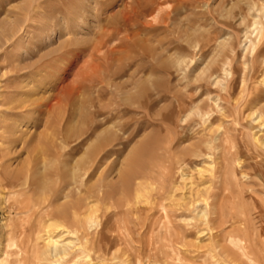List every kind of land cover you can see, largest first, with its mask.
<instances>
[{
	"label": "rangeland",
	"instance_id": "rangeland-1",
	"mask_svg": "<svg viewBox=\"0 0 264 264\" xmlns=\"http://www.w3.org/2000/svg\"><path fill=\"white\" fill-rule=\"evenodd\" d=\"M8 85L34 102L4 121L20 131L14 161L101 196L79 227L49 234L59 255L32 262L0 190V264L260 261L264 0H0V98Z\"/></svg>",
	"mask_w": 264,
	"mask_h": 264
},
{
	"label": "bare ground",
	"instance_id": "bare-ground-1",
	"mask_svg": "<svg viewBox=\"0 0 264 264\" xmlns=\"http://www.w3.org/2000/svg\"><path fill=\"white\" fill-rule=\"evenodd\" d=\"M41 27L42 26H40V28ZM7 87H9L10 90H8L7 92L5 90L4 91L6 92L5 96H2L0 98V112L5 113V118L3 120H0V190H2L5 194V198L7 200V204H6L7 207L12 212L21 214L22 219L20 225L18 226L17 235L19 241L21 239L23 242L26 243L25 244L26 255L24 256V258L27 259L29 257L32 260V262L33 261L37 262L43 254H45L46 257L49 254H50L49 256L51 257L55 256L56 254L59 255V253L61 252L59 245L61 244L60 243L55 244V242L52 239H50L51 235L49 236V234L57 233L58 235L60 231L63 233H70L68 227L71 228L72 230L75 227H79V223L81 222L79 216L81 215L86 216L89 213L91 215V213L96 209L95 206L86 205L85 204L86 201L88 202L94 200L97 201L101 196L100 194L101 192H99L100 190L98 191V189H96V187L93 186L92 188L91 187L85 188L84 194L80 193L82 196L81 195L73 196V194L67 192V190L66 191L64 190L66 188L65 185L61 183L63 181L60 178L59 179L56 178L57 180L54 184L42 183L43 178L37 177L36 173L34 172L33 163H32L33 160L30 161L31 159L28 160L27 158L23 160L24 159L23 157L22 159L14 161L13 156L15 153L13 151L12 146L17 145V143H19L20 141L18 140L19 142H17V139L19 138L15 137L14 134L16 130V125L14 124L12 126L9 125L8 127H6L4 125V121L5 120L7 121L8 119L13 120L16 117H19L23 110H27L26 108H28L27 111H32V108L29 109L30 107L28 106L33 105L34 102H30L29 100L27 101L26 98L25 100L27 102H24V100L20 99V97L16 95L15 91H17L19 86L16 87L15 85H8ZM16 132L19 133L20 131L16 130ZM14 150H16V148ZM95 151L96 150L93 151L88 163L82 169H80L81 172L79 176L82 175L83 179L86 178L89 171L94 169V167L98 163V160L100 159L99 157L100 155L97 156ZM81 184L82 182L80 183V185ZM89 195L91 197H89ZM57 199H62V200L64 199V200L60 201L59 203H56L55 201ZM182 206L184 205H181V207ZM217 219H215L214 217H210V219L204 220L203 223L204 224L209 223L210 225L212 222H215L217 224L216 226H219L221 223H223V220L221 222ZM63 222L67 224L68 227L67 228L65 227V229H67L69 232H67V230L65 231L64 228L60 225V223ZM58 227L59 230L57 229ZM183 235L184 236L189 235L186 234L185 229H180L177 231L166 230L165 241L166 243L173 245L175 241H179L183 237ZM51 238L54 239L55 237H51ZM222 240L230 244L234 249H236L239 256L243 258L245 257L244 256L245 253L243 251L244 249L242 248L243 245L240 246L237 239L234 240L235 244H232L230 240L227 238V236L224 239L222 237ZM35 243L40 244V246H38L41 247V249H39V252L36 251L35 249ZM261 245H262V249L257 258V260L260 261H257L258 262L257 264H264V243H261ZM67 249L69 248L66 247V250ZM62 256L64 257V255ZM246 261L248 260L246 259Z\"/></svg>",
	"mask_w": 264,
	"mask_h": 264
}]
</instances>
